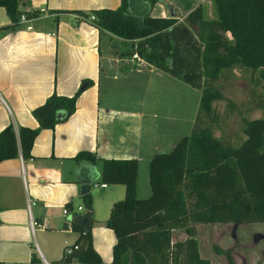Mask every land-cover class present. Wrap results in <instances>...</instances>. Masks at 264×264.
<instances>
[{"label":"trees","instance_id":"1","mask_svg":"<svg viewBox=\"0 0 264 264\" xmlns=\"http://www.w3.org/2000/svg\"><path fill=\"white\" fill-rule=\"evenodd\" d=\"M145 1L151 6L157 0ZM26 2L0 0L10 24L17 23ZM130 3L120 0L114 8L91 9L90 21L123 40H134L137 55L199 87L200 94L189 133L170 150L156 151L149 158L147 196L135 195L136 158L98 157L99 180L123 185V196L111 203L104 220L115 237L107 264H210L200 256L190 228L184 238L175 240L172 230L191 223L264 222V117L244 119L245 137L235 146L215 137L202 119L212 118L211 101L221 97L215 81L223 70L241 65L259 69L264 78V0H212V17L204 15L198 2L181 19L137 13ZM81 90L68 96L52 91L31 109L35 127L19 126L16 132L11 124L2 127L0 160L18 154L30 157L39 129L66 119ZM254 104L264 110V91ZM73 157L89 162L97 158L85 149ZM81 196L86 210L73 212L70 220L78 247L61 259L99 264L101 258L91 243V197L88 191Z\"/></svg>","mask_w":264,"mask_h":264},{"label":"crops","instance_id":"2","mask_svg":"<svg viewBox=\"0 0 264 264\" xmlns=\"http://www.w3.org/2000/svg\"><path fill=\"white\" fill-rule=\"evenodd\" d=\"M117 3L118 0H27L20 10L33 15L31 28L21 22L10 24L0 5V95L5 102L0 105V129L7 124L15 132L19 126L35 127L37 120L31 109L52 91L68 96L82 89L66 119L52 128L39 129L30 157L23 159L18 154L0 160L1 264H80L74 257L61 259L63 245L74 242L78 235L70 227L71 214L86 210L80 203L78 165H87L78 173L89 177L86 191L90 197V187L101 190L99 198L109 208L121 196L120 188L109 184L105 190L106 183L91 185L93 181L101 182L98 157L139 159L137 128L130 124L136 121L137 111L129 105H119L113 95L121 91V79L136 83L130 77L135 68H126L144 59L131 58L134 40H123L101 30L88 19L87 10L114 8ZM39 7L44 8L43 13ZM190 9L179 16L175 11L174 14L181 19ZM158 12L151 15L169 14L163 8ZM84 149L97 156L94 162L74 159ZM149 154L148 158L153 153ZM136 188L137 174L135 195ZM145 192L147 196L149 185ZM66 204L69 213L63 214ZM29 216L38 223L32 228ZM104 220L92 218L90 226L91 243L101 264L110 261L115 241Z\"/></svg>","mask_w":264,"mask_h":264},{"label":"rangeland","instance_id":"3","mask_svg":"<svg viewBox=\"0 0 264 264\" xmlns=\"http://www.w3.org/2000/svg\"><path fill=\"white\" fill-rule=\"evenodd\" d=\"M129 1L130 9L137 13L146 11L148 14H157L160 8L169 11L170 7L178 16L201 2L206 17L215 15L212 0H157L151 6L145 5V0ZM87 11L89 17L91 12ZM130 50L136 52V44ZM130 67L135 68L130 77H134L136 83L132 85L126 78L121 79L122 89L120 92L116 90L113 96L119 105H129L128 108L137 111L136 121L132 120L134 122L130 124L137 128L135 137L139 145V159L136 196L140 198L146 196L149 153L168 151L179 137L189 133L197 110L200 88L152 66L146 60L138 63L135 61L126 69ZM215 86L220 90L221 97L211 101L212 118L203 116V123L208 124L212 134L223 143L235 146L245 137L242 131L244 119L264 117V110L254 104L264 91V78L259 69L236 65L223 70ZM154 147L158 149L154 150ZM109 186L106 184L104 189L107 190ZM112 186L120 188L121 196L115 200L120 199L123 196V185L113 183ZM100 191L94 187L89 188L92 195V218L98 220L106 219L109 211L108 206L99 198ZM187 228L197 239L200 255L208 258L210 264H264V222L191 223L173 229L172 240L184 238Z\"/></svg>","mask_w":264,"mask_h":264},{"label":"built area","instance_id":"4","mask_svg":"<svg viewBox=\"0 0 264 264\" xmlns=\"http://www.w3.org/2000/svg\"><path fill=\"white\" fill-rule=\"evenodd\" d=\"M38 11L39 12H42L44 11V8L43 7H39L38 8ZM33 18V15H27L26 13L24 12H20L19 13V16H18V21L17 22H21V23H24V26L25 28H31V24H30V21L32 20ZM94 18V15L91 13L88 17L89 20H92ZM131 58L133 59H136V60H140V57L137 55V53L134 51L131 53ZM0 105H5V102L2 98V96L0 95ZM91 185L95 186V185H99V186H105V183L104 182H92ZM77 209H80V206H77ZM62 213L63 214H68L69 213V208H67L66 206H63L62 207ZM35 224H38L36 223L32 218L31 216H29V225L30 227L32 228L33 225ZM41 225V224H39ZM78 247V244L77 243H65L62 247V255L63 256H67V255H70L73 250H75L76 248Z\"/></svg>","mask_w":264,"mask_h":264},{"label":"water","instance_id":"5","mask_svg":"<svg viewBox=\"0 0 264 264\" xmlns=\"http://www.w3.org/2000/svg\"><path fill=\"white\" fill-rule=\"evenodd\" d=\"M175 15L174 12H172L171 8H169V14L168 16H173ZM84 166H87L86 164H79L77 169H76V175H77V178L81 181L82 185H81V188H80V192L81 193H84L87 188H88V183L90 182V179L88 176H81L79 173H78V170L81 168V167H84ZM80 264H87V263H80Z\"/></svg>","mask_w":264,"mask_h":264}]
</instances>
